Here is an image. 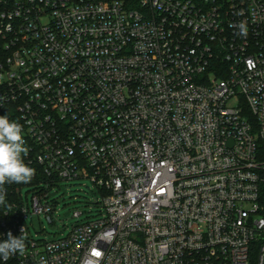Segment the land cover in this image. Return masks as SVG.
<instances>
[{
    "label": "built area",
    "instance_id": "1",
    "mask_svg": "<svg viewBox=\"0 0 264 264\" xmlns=\"http://www.w3.org/2000/svg\"><path fill=\"white\" fill-rule=\"evenodd\" d=\"M0 115L35 169L0 264H264V0H0ZM77 180L101 218L35 240Z\"/></svg>",
    "mask_w": 264,
    "mask_h": 264
},
{
    "label": "clouds",
    "instance_id": "2",
    "mask_svg": "<svg viewBox=\"0 0 264 264\" xmlns=\"http://www.w3.org/2000/svg\"><path fill=\"white\" fill-rule=\"evenodd\" d=\"M239 29L238 35L246 37L248 28L245 22L235 25ZM23 126L16 121L10 120L7 115H0V205L6 203L5 184H27L35 175V169L24 162L29 148L23 136ZM24 229L20 237H14L8 233L6 240L0 241V259L5 262L17 253L21 256L26 251V237ZM38 264H47L43 258ZM86 264H96L87 261Z\"/></svg>",
    "mask_w": 264,
    "mask_h": 264
},
{
    "label": "rangeland",
    "instance_id": "3",
    "mask_svg": "<svg viewBox=\"0 0 264 264\" xmlns=\"http://www.w3.org/2000/svg\"><path fill=\"white\" fill-rule=\"evenodd\" d=\"M239 98L235 97L229 102L230 107L238 105ZM91 181L77 180L73 182H62L56 188L57 211L54 213V226H50L44 215L33 217L28 221L31 236L35 240L54 241L66 237L76 223H85L101 218L100 205ZM81 212L80 219L73 218L69 221L73 213ZM53 228H55L53 230Z\"/></svg>",
    "mask_w": 264,
    "mask_h": 264
},
{
    "label": "snow or ice",
    "instance_id": "4",
    "mask_svg": "<svg viewBox=\"0 0 264 264\" xmlns=\"http://www.w3.org/2000/svg\"><path fill=\"white\" fill-rule=\"evenodd\" d=\"M97 255H99V253H96Z\"/></svg>",
    "mask_w": 264,
    "mask_h": 264
}]
</instances>
